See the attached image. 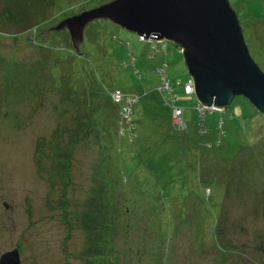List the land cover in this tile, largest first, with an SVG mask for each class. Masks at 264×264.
Masks as SVG:
<instances>
[{
    "label": "rangeland",
    "instance_id": "1",
    "mask_svg": "<svg viewBox=\"0 0 264 264\" xmlns=\"http://www.w3.org/2000/svg\"><path fill=\"white\" fill-rule=\"evenodd\" d=\"M104 1L0 0V259L17 250L21 264H88L83 221L100 218L103 202L121 264H264V117L248 100L200 117L178 46L109 21L107 35L106 20L90 24L80 55L64 31L38 45L22 35ZM230 2L264 72V0ZM47 45L74 55L55 59ZM77 56L80 80L50 85L48 69L68 71ZM118 91L128 100L117 102ZM173 100L185 132L174 127Z\"/></svg>",
    "mask_w": 264,
    "mask_h": 264
},
{
    "label": "water",
    "instance_id": "2",
    "mask_svg": "<svg viewBox=\"0 0 264 264\" xmlns=\"http://www.w3.org/2000/svg\"><path fill=\"white\" fill-rule=\"evenodd\" d=\"M97 20L178 46L194 95L205 110L226 111L235 98L243 97L264 117V72L250 53L230 0H112L45 32H68L80 55L85 33ZM0 264H21L19 251L3 255Z\"/></svg>",
    "mask_w": 264,
    "mask_h": 264
},
{
    "label": "trees",
    "instance_id": "3",
    "mask_svg": "<svg viewBox=\"0 0 264 264\" xmlns=\"http://www.w3.org/2000/svg\"><path fill=\"white\" fill-rule=\"evenodd\" d=\"M110 1H112V0H105L104 2H106V3H108V2H110ZM100 6V5H99ZM83 7H86L84 4H83ZM44 9H47V7H45ZM83 10L84 11H86L87 9H85V8H83ZM45 12V11H44ZM72 12H73V14L71 13L70 14V16L71 15H75L76 13L74 12V10H72ZM62 16H64V18H66L67 16H68V14L66 13V12H64L63 14H62ZM69 17V16H68ZM261 19V18H260ZM63 20V19H62ZM61 21V20H60ZM103 24H102V28H103V31L104 32H106L107 33V35H111V34H109L111 31H110V29H107V28H109V26H108V21H104V22H102ZM53 24V23H52ZM100 24V23H99ZM93 25V24H92ZM101 25V24H100ZM52 26V25H51ZM35 30V31H34ZM50 30V29H49ZM89 30V28L87 29V31ZM62 33H64V32H62ZM103 33V32H102ZM26 34V36H29V35H34V36H36L37 37V41L36 42H34V41H32V40H30L31 41V43H34V44H37L38 45V41L40 40V37H43V35H48L47 33H45V31H43V30H41V29H38V28H33V29H31V30H28V31H26V33H24V34H22V35H25ZM52 35H57L58 36V33L57 32H55V31H53L52 33H51ZM65 34H68V32L66 33L65 32ZM113 34V33H112ZM69 35V34H68ZM60 36V35H59ZM14 37V36H13ZM108 40H110L111 38H107ZM104 41H107L106 39H103ZM29 41V42H30ZM102 40L100 39V38H98V47H100L101 48V46H102V42H101ZM112 41V40H111ZM59 42V41H58ZM108 42V45H109V41H107ZM145 42H151V43H153L154 41L153 40H146ZM155 43V42H154ZM105 46H107V44L106 43H104V47ZM47 47H49L50 48V55L51 56H54L55 57V59L57 58V59H59V60H62V61H64V58H65V55L67 54V55H69V57H73V55H74V52L73 51H71V50H69L68 48H65V47H62V46H59V47H53V46H48L47 45ZM103 47V48H104ZM179 48V47H178ZM180 49V48H179ZM181 51V50H180ZM157 52H159V50L157 51ZM76 53V52H75ZM77 54V53H76ZM83 54V53H82ZM61 55V56H60ZM90 56V54H85V56ZM78 57V56H77ZM83 58V57H82ZM85 58V57H84ZM81 59V57H78L77 58V60H78V62H76V64H75V66H72V67H70L69 69L68 68H65V69H67L68 71H65V72H63L62 70H64V69H62V68H60V66H56L55 64V67L53 68V65L50 67V69H48V75L49 74H51L50 76H51V79H50V85H53V87L54 88H56V81L59 79V75H60V77H61V80H62V82H66L67 81V79H69V81L70 80H72L73 82H78V80H80V78H79V76H78V73H77V67L80 65V62H81V60L82 61H85V59ZM61 65V64H60ZM169 65H168V63H164L163 65H162V67H161V69H158V72L157 73H159V72H161L162 71V73H165L166 72V70H167V67H168ZM74 67V68H73ZM73 68V69H72ZM19 69H21L20 67L18 68V69H16V70H14L13 72H14V74L15 75H17V77L18 78H20V81H23L22 79L24 78L23 77V74L21 75L22 77H20V75H18L17 74V70H19ZM38 69H42V68H40V67H38ZM60 69V70H59ZM73 71V74L72 75H69V72H72ZM21 73V72H20ZM38 74L39 73H37L36 75H34V74H31V75H33L35 78H36V80H39V77H37L38 76ZM68 81V82H69ZM38 95H39V93H37ZM36 93H34V95H37ZM37 95V96H38ZM177 101V100H176ZM173 105V104H172ZM135 106H136V103H135V105H134V108H135ZM174 106V105H173ZM134 109H133V107H132V113H131V117H132V115H134ZM119 116H122V119L124 120V118H123V115H122V113L120 114L119 113ZM172 116H173V113H172ZM183 119V118H182ZM121 121V123H122V120H120ZM125 121V120H124ZM184 122V121H183ZM77 123H78V121H77ZM119 124H120V122H119ZM185 124V123H184ZM199 124H200V122H199ZM134 125H133V127H130L129 129H130V132L132 133L133 131H134ZM174 127H175V129H177V125L175 124V122H174ZM127 128V127H126ZM203 128L204 129H206L205 127H204V121H203ZM90 129V130H89ZM121 130V132H125L126 133V130H125V128L123 127L122 129H120ZM178 131H180V132H185L186 130H187V127H186V125H185V127L184 128H180V129H177ZM89 131H91V128H87L86 130H83V135H82V139H80V141L79 142H83L84 140H86V138L88 137V134H89ZM206 131L207 132H209L207 129H206ZM78 143L75 141L73 144H71L72 146H71V148H69V151H67V153H68V157L66 158V157H64V159H65V162L63 163V165L62 166H65L66 167V172H65V176L66 177H68L67 175L69 174V171H68V168H69V162H70V156H71V152L73 151V149H72V147L74 148L76 145H77ZM53 151H55L56 152V150H53ZM61 166V165H60ZM71 180V178H70V176H69V181ZM103 202H101L100 204H99V206H100V210L98 211L99 212V216L98 217H100V218H98V219H96V218H94L93 220L92 219H90L89 220V218H88V220L87 219H85V220H87V221H83V227H84V229H86L87 231H90V233L89 234H91V235H93V239H91V246L90 247H88L87 248V254L85 255L86 257H87V259L89 258V256H90V261L88 262V264H118V262H119V264H121L120 263V259H119V256H120V250H117V248H115V245H114V242H113V237L115 236V232H116V230L115 231H112V228H113V217L111 216H109V217H106V215L104 214V211H105V208H106V205L105 204H103L102 206H101V204H102ZM109 213V212H108ZM63 222H66V220H64ZM70 224V223H69ZM127 227H130L129 226V224H128V226ZM129 228H125V231H126V233H129ZM86 257H84V256H81V258L82 259H84V261H85V259H86ZM84 264H86V263H84ZM129 264H131L130 262H129Z\"/></svg>",
    "mask_w": 264,
    "mask_h": 264
},
{
    "label": "built area",
    "instance_id": "4",
    "mask_svg": "<svg viewBox=\"0 0 264 264\" xmlns=\"http://www.w3.org/2000/svg\"><path fill=\"white\" fill-rule=\"evenodd\" d=\"M139 40L142 41V42H145L146 38L145 37H140ZM151 40L154 41V39H151ZM117 93H118V97H116V95H115V98H116L117 102H120V101L122 102L123 100L127 99V98H125V96L122 95L121 92L118 91ZM193 93H194V90H193L192 84H189V85L185 86V94L186 95H192ZM133 102H135V101H133ZM176 103H177L176 100L172 101V104L174 105L173 106V119H174L175 124L178 126V128L182 129V128L185 127V124H184L183 119H182L183 118V109L179 108V107H176L175 106ZM125 110H126V113L125 114L122 113L123 114V118H124L125 121H129V120H131V113H132V107L130 106V104H129V107L126 108ZM198 112L200 113V117L205 114L204 109L201 106H199V105H198ZM201 112H204V113L202 114Z\"/></svg>",
    "mask_w": 264,
    "mask_h": 264
},
{
    "label": "clouds",
    "instance_id": "5",
    "mask_svg": "<svg viewBox=\"0 0 264 264\" xmlns=\"http://www.w3.org/2000/svg\"><path fill=\"white\" fill-rule=\"evenodd\" d=\"M139 38H140V37H139ZM146 40H147V39H146ZM149 40H150V39H149ZM154 42H156V41L154 40ZM158 43H159V42H158ZM187 85H189V84H187ZM187 85H186V86H187ZM193 94H194V93H193ZM193 94H192V95H193ZM198 105H199V104H198ZM199 106H200V105H199ZM203 109H204V108H203ZM204 110H205V109H204ZM206 111H207V110H206ZM206 111H205V112H206Z\"/></svg>",
    "mask_w": 264,
    "mask_h": 264
},
{
    "label": "bare ground",
    "instance_id": "6",
    "mask_svg": "<svg viewBox=\"0 0 264 264\" xmlns=\"http://www.w3.org/2000/svg\"><path fill=\"white\" fill-rule=\"evenodd\" d=\"M62 34V33H61Z\"/></svg>",
    "mask_w": 264,
    "mask_h": 264
}]
</instances>
